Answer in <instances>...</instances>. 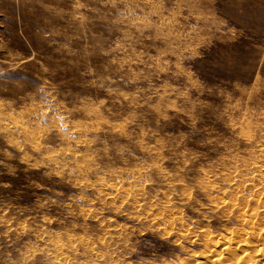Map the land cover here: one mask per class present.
<instances>
[{"label":"rangeland","instance_id":"rangeland-1","mask_svg":"<svg viewBox=\"0 0 264 264\" xmlns=\"http://www.w3.org/2000/svg\"><path fill=\"white\" fill-rule=\"evenodd\" d=\"M261 200L264 0H0V264H184Z\"/></svg>","mask_w":264,"mask_h":264},{"label":"bare ground","instance_id":"bare-ground-1","mask_svg":"<svg viewBox=\"0 0 264 264\" xmlns=\"http://www.w3.org/2000/svg\"><path fill=\"white\" fill-rule=\"evenodd\" d=\"M262 201L264 200H261V202ZM256 216H259V215H255L253 216V218H256ZM246 219L249 222V219L248 218ZM246 223L243 222L242 224H246ZM253 227L251 226V223H250L249 232L248 233L246 232V234H244L243 232L240 234L236 233L237 235L234 240L229 237H226V238L224 237L223 239H221V241L219 240L211 241L208 244V246L206 247L203 246L206 249L204 252L202 251L203 254L200 253V255L202 254V256L199 259L192 258L193 260H191L188 263H184V264H264V231H262L261 229L255 230L254 229L255 227L254 228ZM179 264H181V262Z\"/></svg>","mask_w":264,"mask_h":264}]
</instances>
